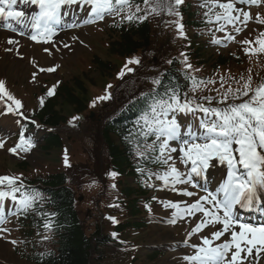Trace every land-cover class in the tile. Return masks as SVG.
Listing matches in <instances>:
<instances>
[{
  "label": "rangeland",
  "instance_id": "obj_1",
  "mask_svg": "<svg viewBox=\"0 0 264 264\" xmlns=\"http://www.w3.org/2000/svg\"><path fill=\"white\" fill-rule=\"evenodd\" d=\"M213 2L214 3L210 5L204 6V4L201 3L196 4L193 0H186V2L179 7H182V15H184L183 9L190 3L192 5V9H190L191 12L201 10V20L208 18L207 21L213 22L217 20V15L211 17V14L215 10H218L220 12L218 15H222L224 9H221L219 4L228 3L229 0H213ZM234 2L238 8L249 13L251 18L246 24L236 22L235 25L225 23L223 20H220L221 23L220 21H216L217 23L215 24L218 29L224 25L225 28L232 29V31L227 33L224 28L220 30L221 34L219 37L221 39H217L216 36L212 38L215 40L211 41L214 50H210L203 36L197 30L194 35L199 37L201 35V38L198 40L194 39L193 36L189 37L190 32L187 30V27L183 28L182 32L178 29L181 17L169 13V7L174 5V0H148L147 5L144 3L139 5L141 11L137 12L136 6L132 5L130 10L126 9L125 12H122L118 16H106L104 20H97L94 23L85 22L91 19L87 11L75 7L69 9L71 13L66 14L65 22L71 23L74 21L70 18L72 16L76 18L78 16L80 19L73 22L71 26L62 28L60 33L54 38L56 41H59V43L57 45H53V42L49 44L50 48H46L49 49V51L41 48L38 50L35 42H33L31 38H28L26 33L21 34V32L7 29H2L0 31V79L5 81L3 84L5 90L0 94V98L10 101L8 97L11 95L14 100H21L22 104L27 108L17 113H22L25 118L32 116L33 112L35 113L38 108L53 96L47 95L48 91H51L53 88L56 92L59 88L69 85L78 95L81 93L77 88V84L80 83L81 86L85 88V91H83V98L89 102L91 108L89 109L88 107L81 114L83 120L80 122L71 121L73 117H76L75 112L71 106L60 99L56 111L60 116L67 118V123H64L61 128L56 130L63 136L64 144L69 147L73 155V168L75 169L71 170V176L77 178L79 174L80 183L84 186L83 190L82 185L80 189L78 184L74 183L75 190L79 193L83 192L86 196L85 202L83 203V199H81L78 205L80 214L86 224L91 225L96 222L93 217L96 206L92 203V195L87 196L94 193L99 194L101 192L98 186L94 184L95 182L99 183V181H102L103 184L107 185L106 192L102 194L101 206L109 204L110 201L108 197H110L111 200L115 198V196L109 195L108 192L112 191V186L107 179L108 159L101 137V123L104 121V118L114 112L118 106L123 105L127 100L143 91L152 88L154 86L152 83L154 74L168 66L170 61L168 58L169 56L179 57L178 59L182 61L183 69H186L192 74L201 76H210L211 71L209 70L208 63L213 64L218 56H231L232 62L242 63L239 71L234 72V75L232 73L227 74L225 69H223V76H219L215 73L210 80L214 81V83L202 84L200 88L192 90L190 92L191 98L194 97L198 99L202 96L212 94L211 92L222 95V91L228 87L233 90L242 87L248 77L252 78L253 87H256L260 83L255 81L256 78H254L253 75L255 74L254 70L257 66V62H260L257 49L261 46L257 43V40H262V36H264V24L257 21L259 13L264 10V0H261V3L256 5H241L239 4V0H234ZM153 9H155V11H153ZM129 11L134 13L137 17H141V19L146 17L145 19L149 21L152 28V38L150 45L144 52H139L134 56L121 57L118 54L111 53V45L119 39V33H116V27L122 22L127 21L126 19H122V17L126 16ZM174 11L177 12L175 6ZM232 14L240 15L239 12H233ZM72 25L76 26L72 27ZM236 29H239V31ZM7 32L17 35H15V38H9ZM229 35H231L233 39H229ZM10 40L12 43H9ZM245 41H252L253 44L249 45L245 43ZM187 43L193 46H198L200 44L206 45L205 51H203L200 56L195 52L191 54L190 51H186L185 48L183 49L184 44ZM65 45L68 46L66 47ZM245 49H250V51L246 52ZM130 58H139L141 60V65L137 68L135 67L136 64L129 65V67L136 70L135 75L137 74V76L128 84L136 81L138 78L139 89L136 88V86L133 88L126 87L128 84L123 85L122 83L124 81L122 82V79L119 78V73L122 70L126 72L125 64ZM185 60L187 64H191V68H187ZM50 68H55V70L49 71ZM128 78L130 77L128 76ZM109 85H111V88L108 87ZM111 91H113V99H98V97L107 96ZM41 99H43L44 103H41ZM198 114L199 113H197V116ZM91 115H93V117H91ZM34 121L36 122V120ZM35 124H37V122ZM4 126L8 128L9 125L5 124ZM42 134H45V132L41 133V135ZM173 146L175 145L173 144ZM6 148H8V146H6ZM6 148H0V171H14L20 174L28 171L30 176L34 174L33 178L42 172L41 169L44 171L41 175H45L48 171H59L57 166L59 165V163H57L58 152L43 154L38 149L28 160L22 161L24 164H27V169L22 171L18 167L21 161L11 158ZM171 155L173 156V160L170 161V164L175 165L179 169L178 163L175 162L177 159L176 153H171ZM181 155L182 153H180L179 157ZM51 160L52 162H50ZM183 164L182 161V167ZM168 171L169 167L167 170L162 168L161 170H155L150 173L151 181L153 180L154 186L159 184L160 187L164 184V179H162V177ZM180 171L183 173L185 169ZM130 183V178H124L121 186H128V184L130 186ZM132 184L134 186L133 182ZM172 185L174 186L175 184L171 183L169 187H172ZM181 185L177 184L176 190L178 196H180L178 191L183 190ZM159 187L158 192L156 191V187H151V194L157 197V206L164 210L151 212L148 217L143 216L148 213L144 212L140 214L138 218L133 217L131 220L129 216L123 217L121 218L123 222H132V224H135L136 221L139 222L146 219L147 224L155 223L156 221L150 220L153 218L159 220L161 223H168L164 220V217L170 216L166 214L167 211H170V213L174 211V208L170 206L173 194H170L172 190L169 189V192L167 189L161 190ZM153 205L154 204H151L149 206L150 209L153 208ZM201 216L202 215L199 217L201 218ZM100 220L103 221L102 217ZM198 220L197 218L196 221ZM99 222L100 221H98V223ZM103 223L105 224L106 222L103 221ZM13 226H16V223H13ZM151 226L152 227L148 225L147 231L145 229L129 228L124 233L128 238H123L128 240V243H134L138 246L136 249L137 252L132 251L137 257L138 264H160L161 260L167 258L166 256H169L171 253L183 255L180 259L181 264L191 263L184 259L186 255L184 253L186 243L173 247H166L163 244L149 246L148 240H150L155 230V225ZM191 228V225L189 226V230L186 227L181 228L187 231V236H191V241H194V239L198 237L202 239L205 235L213 239L212 236H210L211 226H209V228L207 227L201 233H194ZM94 229L95 227H90L89 232L94 231ZM109 229V227H106L105 233L108 234ZM181 229L176 228L175 230H168V232L172 234V239H176L181 234ZM150 230L152 232H150ZM121 238L120 236L119 239ZM114 243L115 241L109 244ZM214 243L213 241V244ZM9 246L10 245L0 242V264H30L16 256L13 251H10L11 247ZM110 246L112 247L101 249L103 257H95L96 264H130L132 262V254L128 257L131 261L128 259L123 260L122 258L124 253H127L125 250L129 246L124 248L115 245ZM31 250L30 247H27L26 252H31ZM155 251H159L160 255H152L151 257L153 258L146 257V255ZM245 264L247 263L245 262Z\"/></svg>",
  "mask_w": 264,
  "mask_h": 264
},
{
  "label": "snow or ice",
  "instance_id": "obj_2",
  "mask_svg": "<svg viewBox=\"0 0 264 264\" xmlns=\"http://www.w3.org/2000/svg\"><path fill=\"white\" fill-rule=\"evenodd\" d=\"M20 2L33 6L30 15L23 10H14L13 6L17 4V0H0V17L12 18L31 29L30 38L39 43L53 42V38L62 30L60 26L64 22V15L74 7L88 12L91 19L86 20V23L102 21L106 16H118L132 7L131 0H20ZM183 2L184 0H174V5L169 7V13L179 15L174 11V6L181 5ZM143 3L147 5L148 0H143ZM259 3L261 0H239L241 5ZM219 7L224 9V13L216 16L217 21L223 20L225 23L235 25L236 22L246 24L251 18L249 13L236 6L234 0L220 3ZM136 11H141L139 5L136 6ZM233 12H239L240 15H233ZM122 19L132 22L141 17L129 11ZM260 23L264 24V20H260ZM75 26L72 25V27ZM183 27V24L178 25L181 32ZM236 30L239 31V29ZM228 38L233 39L231 35ZM9 43L12 41L10 40ZM245 43L253 44L252 41H245ZM257 43L261 46L260 51H264V41L257 40ZM45 50L49 51V49ZM245 51L249 52L250 49ZM140 63L139 58H130L125 64V69L129 73L134 72L129 65ZM185 63L187 68L192 67L186 60ZM54 70L55 68L49 69V71ZM124 75L125 71L122 70L119 78L122 79ZM152 83L161 87L145 94L144 107L141 108L136 122L137 133H129V135L143 136L144 147L153 149V152H159L158 156L153 157L152 162L169 167V171L162 179L167 183L171 177L173 184H192L195 188L197 184L193 181L196 178L207 183L213 175L211 169L216 168L217 163L221 166L226 165V179L219 182L218 186L214 187V191H209L207 187L201 185L204 187V195H198L194 191L187 190L186 187L181 192L184 196L196 197L195 203H186V213L199 212L206 218L201 220L198 228L207 227L213 223L221 225L222 228L214 231L212 237L215 241L225 237V241L213 246V239L205 235L201 244L190 245L196 250L195 254H186L184 259L191 264H242V253L252 256L254 250L257 255L264 252V224L241 223L237 216L240 209L251 210L258 203L264 206V80L253 87L252 78L248 77L242 87L235 90L229 88L219 97H203L207 104L197 102L194 97L189 98L187 93L181 94L177 85L170 83L168 86H162V81L157 78H154ZM201 83L205 82H194V84ZM207 83H214V81ZM108 87L111 88V85ZM4 90L5 86L0 83V94ZM54 93L53 88L47 95L52 96ZM109 98L110 94L98 97L100 100ZM8 99L11 100L13 97L9 95ZM213 100H216L217 105L222 106H212ZM229 100L232 102L229 103ZM41 103H44L43 99ZM15 104L21 105V101L17 99ZM197 113L202 114L198 117V124L195 120ZM181 116H192L194 119L181 120ZM76 119L79 117H73V120ZM32 123L36 122L33 120ZM150 136L155 139L148 144L147 139ZM19 138L21 144L17 147L27 151L33 146L30 140L25 139L23 132ZM25 145L27 147H24ZM17 147L6 148L5 143L0 141V148H6L13 154L17 153ZM140 147L141 145L138 144L137 155L144 158V153L139 150ZM171 153H176L177 157L182 153L183 163L190 164V170L182 173L175 165L170 164L173 160ZM137 170L143 172V169ZM110 175L116 178L119 173L113 171ZM18 179L11 176L0 177V205L5 198L10 197L14 203L18 204L17 213H27L42 200V195L34 189L26 188L22 180L17 183ZM5 185H7V191L2 190V186ZM170 206L179 207L175 202H170ZM109 219L113 223H119L115 217H109ZM44 227H52L50 220L44 224ZM226 234L230 236V239ZM112 235L118 236L117 233ZM229 253H231L230 256Z\"/></svg>",
  "mask_w": 264,
  "mask_h": 264
},
{
  "label": "trees",
  "instance_id": "obj_3",
  "mask_svg": "<svg viewBox=\"0 0 264 264\" xmlns=\"http://www.w3.org/2000/svg\"><path fill=\"white\" fill-rule=\"evenodd\" d=\"M136 1H138V3L143 2V0ZM118 33L119 39L111 45V52L121 56H131L139 51H142L146 46L149 45L151 39V28L147 21L139 22L137 20H133L132 22L125 23L122 27H120ZM166 81L167 80H165V82ZM77 88L81 93L80 95H78L71 86L65 85L60 90V93L57 94L55 100L50 101L47 106L44 107L40 115L41 120L52 125H59L65 121V118L60 116V114L56 111L58 100L60 99L66 104L73 106L77 112L84 111L86 108V100L83 98V91H85V88L81 86L80 83L77 84ZM144 101L145 97L139 99L136 104L134 103L130 106V108L135 113L136 118L139 117L140 110L142 107H144ZM127 112H129V109ZM105 130L106 131L103 136L108 149H110V154L115 159V162H121L124 167L131 169L132 167L136 168V166L131 161V156L127 154L130 152L128 150L131 149V146L126 145L121 141L124 147L123 150H121L119 147H116L112 141L113 136H116L117 139L121 140L127 135L126 131L122 130V133L119 132L118 134H111L109 127H107V129L105 128ZM108 131L110 133H108ZM62 177L63 175H58V177H56L52 183V186L54 187L53 189L59 187V185H62ZM51 195L54 198V206L59 210V212L63 211L64 213L62 214H66V211L69 210L72 213L71 203L73 197L72 193L67 188L61 187L59 189L53 190ZM61 217L63 220H65L67 215H61ZM73 227H75V225ZM72 236L73 243L70 244L68 242L66 245L68 247L61 251L59 258L55 259L53 264H86L87 249L90 245L89 241L87 240L88 246L81 244L82 232L81 230L79 231V229H76L75 232L73 231L70 237Z\"/></svg>",
  "mask_w": 264,
  "mask_h": 264
},
{
  "label": "bare ground",
  "instance_id": "obj_4",
  "mask_svg": "<svg viewBox=\"0 0 264 264\" xmlns=\"http://www.w3.org/2000/svg\"><path fill=\"white\" fill-rule=\"evenodd\" d=\"M21 2H17V4H20ZM25 6V5H23ZM22 6V7H23ZM30 6V5H28ZM14 9H16L19 6H13ZM7 10V9H6ZM10 25H13L14 27H18V23L14 22V23H10ZM12 36L10 35L9 38H11ZM54 42V41H53ZM59 43V41H55L53 45H57ZM37 48L39 50V48L41 49H46V48H50L49 43H43L40 45H37ZM216 171H218L217 168H214ZM256 216H261V213H256ZM205 228V227H202ZM171 233L168 232V229L166 228H162V227H156L152 237L150 238V240H148V244L149 245H154V244H164L167 245L169 241V239H171ZM227 238L230 239V236H228L226 234ZM225 241V237H222V239L220 240L221 243H223ZM172 242V241H171ZM254 254V260L258 261L256 262L257 264H264V252H260L259 255H257L256 250L253 251ZM231 255V253H229V256ZM242 257H243V262L242 264H245L244 261L247 260L250 256H247L246 254L242 253ZM175 261L169 260V258H164L160 264H175ZM254 263V261H253ZM252 261L248 262L247 264H253Z\"/></svg>",
  "mask_w": 264,
  "mask_h": 264
}]
</instances>
